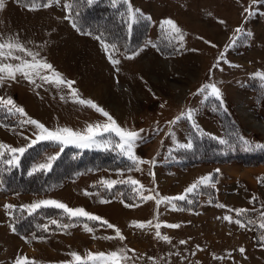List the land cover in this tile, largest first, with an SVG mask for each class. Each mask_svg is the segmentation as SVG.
<instances>
[{"label":"rangeland","instance_id":"obj_1","mask_svg":"<svg viewBox=\"0 0 264 264\" xmlns=\"http://www.w3.org/2000/svg\"><path fill=\"white\" fill-rule=\"evenodd\" d=\"M123 1L133 13L139 10V18L143 17L148 23L141 25L137 41L134 42L133 37L131 44L137 45L135 52L118 54L109 47L108 53L119 60V64L114 65L96 36L92 33L81 36L69 19L64 18V4L70 0H60L59 5L53 3L50 7L20 6L14 0H0V41L18 39L27 50L38 53V59L50 63L66 81H74L72 89L79 98L102 107L122 128L143 130L142 140L137 142L133 154L138 159L154 161V164H139L140 170H136L133 161L114 148L118 142L115 136L109 137L112 143L107 150L80 149L74 145L61 150L57 144L38 141L20 158L19 167L7 168L21 169L24 161L28 173L35 165L57 154L54 163H63L68 153L86 155L88 161L84 167L80 163L66 168L65 171H80L73 179L43 194H8L0 181V264H16L21 257L14 260L13 256L19 252L23 253V258L27 255L29 261L33 260L30 250H26L29 246L37 249L34 253L46 249L48 254H55L53 258L48 254L40 257L39 264H73L71 252L86 258L89 251L107 254L121 248L128 250L129 257L121 264H264V247L260 246L264 229L258 227L264 222L259 216L264 211V183L260 182L264 179V166L203 162L185 167L177 156L181 149L178 144L191 140L193 149L199 147L192 130L210 135L217 142L226 140L220 115L213 108L208 111L202 107L205 100L212 97L208 95L210 90L197 94L206 85L215 84L220 90L219 100L239 123L241 132L248 137L264 138V127L258 126L264 125V105L260 100L256 102L250 93L251 86H256L260 88L256 91L264 95V81L256 75L264 74V4H252L251 0ZM31 7L36 10H29ZM245 9H251L254 14L250 15ZM166 19L173 20L181 29L182 41H170L161 29V22ZM130 23L135 21L130 20ZM237 28L240 33L235 32ZM16 55L31 59L25 53ZM0 97L12 98L27 117L49 129L70 127L83 131L88 124L107 123L106 118L91 107L74 102L66 85L57 87L38 78L35 84L19 75L16 81L6 80L0 86ZM190 109L194 110L192 120L185 118L170 123ZM23 119L25 117L18 113L0 110V143L23 147L30 139H35V126L21 125ZM94 155L96 158L92 159ZM107 159L113 160L112 167L97 163ZM209 174L211 182L189 194L187 200L163 201V197L184 194L191 184ZM129 178L139 185L117 183L109 189L102 183ZM140 185L144 189L143 196L154 199L139 198L133 188ZM49 199L100 216L116 226L124 239H102L115 237V230L101 221L69 220L63 210L58 209L60 215L56 219L41 222L44 227L54 226V229L44 228L46 234L40 236L20 235L19 240L10 227L14 225V211ZM156 200L162 202L157 205ZM5 205L16 207L5 208ZM235 209H247L241 219L250 217L254 223L241 228L223 219L225 215L235 219L236 212L230 211ZM23 213L28 215L27 211ZM52 220L57 224H52ZM148 221L151 225L144 228L134 224ZM157 223L161 225L159 237ZM63 224L71 226H59ZM85 224L93 231H86ZM169 224L179 227H167ZM163 236L169 239L166 241ZM255 236L260 244L255 242ZM47 245L53 248L51 252ZM241 248L245 250L243 253L239 251Z\"/></svg>","mask_w":264,"mask_h":264},{"label":"snow or ice","instance_id":"obj_2","mask_svg":"<svg viewBox=\"0 0 264 264\" xmlns=\"http://www.w3.org/2000/svg\"><path fill=\"white\" fill-rule=\"evenodd\" d=\"M81 2H86L88 4H91L93 0H71V3H65L64 8L66 9V15L65 19L71 20L73 16L78 15V12L75 11V7L79 5ZM55 3L59 5L60 0H45V2L41 5L42 7H50L52 4ZM252 4H264V0H251ZM116 0H113V6H115ZM0 7H2V4H0ZM29 10H36L35 7L29 8ZM246 12H248L250 15L254 14L251 9H245ZM139 14V10H136V13H133L131 8H129V19L132 21H136V16ZM143 18V17H141ZM147 19H150L147 18ZM138 22V21H136ZM220 23H224V21H219ZM72 25L74 28L77 27L76 22L73 20ZM129 27H131V24H129ZM161 29L164 30L167 34V36L170 38V41L172 39H176L179 41L183 40V34L181 32V29L176 25V23L171 19H166L161 22ZM240 29L237 28L235 32L240 33ZM90 34V33H87ZM97 40H99L105 50L106 53H108L109 47L113 49V51H119L117 46L115 44L109 45L105 40L103 39L102 34L95 37ZM239 37H237L238 39ZM235 42V41H233ZM25 53L27 57H31V59H26L20 55H16V53ZM109 54L110 61L116 65L119 64V60L113 59L112 54ZM135 55V54H134ZM39 54L33 53L30 50H27L25 46L19 42L18 39H9V40H2L0 41V86L4 84L6 80L16 81L17 76H22L25 80H27L29 83L35 84L36 79H40L43 82L46 83H54L57 87H60L61 85H66L71 90V95L74 97V102H78L81 105H86L94 109L97 113H100L102 116H104L107 120V123H104L103 125L96 123L94 124H88L86 128L83 131L79 130H73L70 127H56L55 129H49L46 127L43 123L32 119L30 117H27V113L24 111L22 107H18L15 105L12 98L8 97H0V110H7L9 114L18 113L20 116L25 117V119L21 120V125H34L36 131L33 132V135L35 136V139H30L29 143L26 146L23 147H12L3 143H0V164H3L9 168L12 167H19V161L20 158L25 154L28 148L32 147L34 144H36L38 141H47L53 144H57L61 146V150H63L64 146L67 145H74L77 148L80 149H89V148H98V149H104L107 150L108 146L112 143V141L109 139L111 136H115L118 138V142L115 143L114 148L119 149L123 154H125L129 160L133 161L134 165H136V170H140L138 165L143 163H153L154 161H144L141 159H138L133 154V149L137 145V142L142 140V137L140 133L143 130L139 131H131L125 128H122L120 125L117 124L116 120L102 107L98 106L91 100H84L79 98L77 92L72 89V84H74V81H66L62 75L56 71L53 66L48 63L44 59H38ZM127 58L131 59L134 58V56H128ZM10 61H17L16 63H12ZM262 81H264V74L257 73L256 74ZM37 87H41L42 85H36ZM206 90H210L208 92V95L215 97L216 99L221 98L220 90L216 87L215 84L206 85L203 88L198 90L197 94H200L202 92H205ZM194 115V110H188L187 114H182L181 116L177 117L176 120L170 122V123H176L180 119H188L192 120ZM25 139H29L28 137H25ZM243 141V143L248 144L249 142L246 140H243V137H240ZM219 143L226 144L227 141L221 139L219 140ZM178 147L185 150H192L193 149V142L189 140L187 143L184 144H178ZM257 147H262L261 145H257ZM7 153V158H5V155ZM58 158V154L51 156L47 159L45 163H40L38 165H35L29 172L28 175L32 176L34 173L38 171L47 172L50 171L53 167L54 161ZM219 171V170H217ZM150 175H153L150 173ZM211 182V175L201 177L197 182L191 184L186 190L184 194H181L177 197H163V201H166L168 203H171L173 200H179V201H185L187 200V196L189 194L194 193L195 191H198L200 187L207 186ZM261 183H264V179H261ZM102 183L109 189H111L115 184L117 183H129L133 186L139 185V182L129 178V180L124 181H102ZM214 187V185H212ZM134 192H137L139 198L143 199L144 201L154 199L153 196H143V186L140 185L139 188L134 187ZM86 195L88 193H85ZM255 199V198H253ZM102 203H105L107 201H101ZM162 201L156 200L157 205H159ZM191 203V201H188ZM251 202V201H250ZM128 207H131L133 205H125ZM219 207H226L224 205H218ZM5 208H15L14 205H5ZM53 207L56 209L63 210V213L67 215L69 220L73 218H86L88 221H101L104 225L107 226V228L114 229L115 230V237L106 236L101 237L102 239H114L119 238L121 240L124 239V237L121 235L120 230L116 228V226L112 225L106 220H102L100 216H97L95 214H91L87 212L84 208H70L68 205L56 201V200H39L37 202H34L29 205L21 206V211H27L28 215H33L38 212V210L42 208H48ZM173 209L175 210V205H173ZM236 212V218L234 219L232 216L225 215L223 217L224 220L230 222V223H236L241 228L248 227L249 225L253 224V220H248L245 222L241 217L245 216L248 212L247 209H235L230 210ZM261 221H264V211H262L260 214ZM52 224H57L56 220L51 221ZM135 226L138 228H144L147 225H151V221L148 222H134ZM63 228H68L71 225L69 224H63L59 225ZM170 228H178L179 225L177 224H169L166 225ZM11 230L15 232L14 225L10 226ZM161 227L159 223L155 225V228L157 229L156 235L159 237L160 232L158 229ZM258 227L260 229H264V222H260L258 224ZM85 230L88 232H92L93 229L88 227L87 224H85ZM96 238V237H94ZM164 240H168L169 238L167 236L161 237ZM261 246L264 247V235L261 236ZM181 243H186L185 241H181ZM127 249L121 248L116 251H111L109 253L99 252V253H92L88 252L86 255V258H82L78 253L71 252L70 255L73 257V260L75 261V264H121L122 261L129 259V257L126 255ZM241 253H243L245 250L241 248L239 250ZM16 264H36L35 261H29L27 257L23 259H17Z\"/></svg>","mask_w":264,"mask_h":264},{"label":"trees","instance_id":"obj_3","mask_svg":"<svg viewBox=\"0 0 264 264\" xmlns=\"http://www.w3.org/2000/svg\"><path fill=\"white\" fill-rule=\"evenodd\" d=\"M21 6H38L40 7L45 0H15ZM71 3V0H70ZM78 15L73 16L71 22H76V29L82 33H92L94 36L101 35L105 42L109 45L115 44L119 51L127 54L133 53L137 49V45L132 46L133 37L134 42L137 41L138 32L141 25L147 20L140 19L139 14L136 16V22L131 24L129 19V7L123 0H116L113 6V0H93L91 4L81 2L75 7ZM131 24V27H129ZM122 48L124 50H122ZM253 91L260 89L256 86H251ZM260 92V90H259ZM255 92V101H262L264 105V95ZM258 100V101H257ZM204 105V106H203ZM202 107L213 111L220 115V125L223 133L226 136L227 143L221 144L209 137L210 135L201 134L198 131L192 130L194 139L197 140L199 147L190 151L180 149L177 156L182 159V164L187 167L192 164L200 163H242L245 166H255L258 164L264 165V138L257 139L256 137H248L238 125L239 123L232 118L227 110L222 106L220 101L216 98L209 97L205 100ZM208 105V107H207ZM211 108V109H210ZM214 113V114H215ZM225 128L227 130L225 131ZM243 140L248 141V144L243 143ZM115 139V138H114ZM261 145L262 147H257ZM193 155V156H192ZM65 161L62 163L56 161L52 170L48 173L38 171L32 176L26 172V163L22 161L21 169L15 168L9 170L7 166L0 167V181L3 191L8 194L24 193V194H43L47 193L64 182L73 179L74 175L80 170L65 171L66 168L81 163V167L85 166L87 156H76L68 153ZM96 158L94 155L92 159ZM189 160V161H188ZM102 167H112L113 160H99L97 161ZM53 171V172H52ZM60 215V210L56 208H42L33 215H26L19 210H15L13 214V223L15 232L18 235H26L34 233L36 236L46 234V230L54 229V226L49 228L44 227L41 223L45 219L57 218ZM250 220V217L244 219L245 222ZM255 236V242L257 241ZM261 246V244H260ZM75 264V263H73Z\"/></svg>","mask_w":264,"mask_h":264},{"label":"crops","instance_id":"obj_4","mask_svg":"<svg viewBox=\"0 0 264 264\" xmlns=\"http://www.w3.org/2000/svg\"><path fill=\"white\" fill-rule=\"evenodd\" d=\"M14 2H15V0H14ZM21 6V5H20ZM71 22V21H70ZM71 24H72V22H71ZM73 26V25H72ZM76 29V28H75ZM78 31V30H77ZM79 32V31H78ZM80 34H81V36L82 35H84L85 33H82V32H79ZM88 35V34H87ZM251 93V96L253 95V98L255 97V95H254V92H250ZM97 101H98V99H96ZM261 166H264V165H261ZM254 167H256V166H254ZM16 236H18L17 234H16ZM19 240H21L20 239V237L18 236L17 237ZM47 247H48V251H50L51 252V249H53L51 246H49V245H47ZM22 250V249H21ZM26 250H30V256H33L34 258H36V259H34L33 258V260H31V261H35L36 262V264H39V263H41V261H40V257H42V258H45V255L46 254H48L47 253V250L45 249V252H42L41 250H38V251H40L39 252V254L38 253H34L37 249H32V248H30V246L28 247V248H26ZM49 255V258L51 257V258H53V256H55V254H48ZM19 257H21V259H23V253L22 252H19V253H17L16 255H14L13 256V259L14 260H16L17 258H19ZM25 257H27V255H25ZM39 262V263H38Z\"/></svg>","mask_w":264,"mask_h":264},{"label":"bare ground","instance_id":"obj_5","mask_svg":"<svg viewBox=\"0 0 264 264\" xmlns=\"http://www.w3.org/2000/svg\"><path fill=\"white\" fill-rule=\"evenodd\" d=\"M258 126H259L260 128L264 127V125H261V124H259Z\"/></svg>","mask_w":264,"mask_h":264}]
</instances>
